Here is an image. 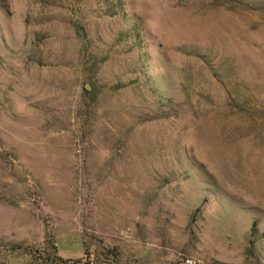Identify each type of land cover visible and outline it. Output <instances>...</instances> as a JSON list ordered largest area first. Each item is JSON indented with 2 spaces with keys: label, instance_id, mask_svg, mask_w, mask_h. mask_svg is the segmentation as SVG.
I'll use <instances>...</instances> for the list:
<instances>
[{
  "label": "rangeland",
  "instance_id": "obj_1",
  "mask_svg": "<svg viewBox=\"0 0 264 264\" xmlns=\"http://www.w3.org/2000/svg\"><path fill=\"white\" fill-rule=\"evenodd\" d=\"M46 255L264 264V0H0V264Z\"/></svg>",
  "mask_w": 264,
  "mask_h": 264
},
{
  "label": "trees",
  "instance_id": "obj_2",
  "mask_svg": "<svg viewBox=\"0 0 264 264\" xmlns=\"http://www.w3.org/2000/svg\"><path fill=\"white\" fill-rule=\"evenodd\" d=\"M31 249V248H30ZM30 249H26V248H22V246H11L10 247V251L13 252V251H25L27 254L29 255H32V254H35L34 251L30 250ZM84 255L87 256V253L84 252ZM88 258V257H87ZM43 262L45 263H50V264H78L79 261H69V260H63L57 256H53V257H50L48 255H46L43 259Z\"/></svg>",
  "mask_w": 264,
  "mask_h": 264
},
{
  "label": "built area",
  "instance_id": "obj_3",
  "mask_svg": "<svg viewBox=\"0 0 264 264\" xmlns=\"http://www.w3.org/2000/svg\"><path fill=\"white\" fill-rule=\"evenodd\" d=\"M182 264H197L196 262H194L193 260L190 259H185Z\"/></svg>",
  "mask_w": 264,
  "mask_h": 264
},
{
  "label": "crops",
  "instance_id": "obj_4",
  "mask_svg": "<svg viewBox=\"0 0 264 264\" xmlns=\"http://www.w3.org/2000/svg\"><path fill=\"white\" fill-rule=\"evenodd\" d=\"M176 264V263H175Z\"/></svg>",
  "mask_w": 264,
  "mask_h": 264
}]
</instances>
